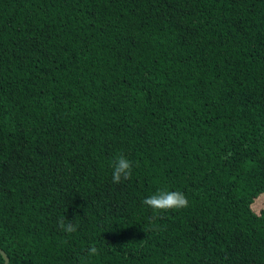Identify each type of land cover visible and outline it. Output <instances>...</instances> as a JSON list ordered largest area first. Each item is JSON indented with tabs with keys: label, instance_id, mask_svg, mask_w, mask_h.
Returning a JSON list of instances; mask_svg holds the SVG:
<instances>
[{
	"label": "trees",
	"instance_id": "1",
	"mask_svg": "<svg viewBox=\"0 0 264 264\" xmlns=\"http://www.w3.org/2000/svg\"><path fill=\"white\" fill-rule=\"evenodd\" d=\"M261 195L264 0H0L9 264H264Z\"/></svg>",
	"mask_w": 264,
	"mask_h": 264
},
{
	"label": "clouds",
	"instance_id": "2",
	"mask_svg": "<svg viewBox=\"0 0 264 264\" xmlns=\"http://www.w3.org/2000/svg\"><path fill=\"white\" fill-rule=\"evenodd\" d=\"M138 167V164L136 165ZM112 167V182L120 184L123 181L130 180L134 172V164L123 154L116 156L111 161ZM142 204L153 210L154 214L164 213L170 210H179L186 208L189 201L182 191H172L166 188L157 190L150 196L142 200ZM256 214H259V203H257ZM59 228L71 235L78 229V225L71 222L65 223L64 218L58 221ZM100 254V249L96 245H91L85 249V255L88 258L96 257Z\"/></svg>",
	"mask_w": 264,
	"mask_h": 264
},
{
	"label": "water",
	"instance_id": "3",
	"mask_svg": "<svg viewBox=\"0 0 264 264\" xmlns=\"http://www.w3.org/2000/svg\"><path fill=\"white\" fill-rule=\"evenodd\" d=\"M0 253L3 255L4 257V264H9V256L7 255V253L0 247Z\"/></svg>",
	"mask_w": 264,
	"mask_h": 264
},
{
	"label": "rangeland",
	"instance_id": "4",
	"mask_svg": "<svg viewBox=\"0 0 264 264\" xmlns=\"http://www.w3.org/2000/svg\"><path fill=\"white\" fill-rule=\"evenodd\" d=\"M257 203H259V208L261 207V205L264 207V196H260L258 197V199L255 202V208H257Z\"/></svg>",
	"mask_w": 264,
	"mask_h": 264
}]
</instances>
